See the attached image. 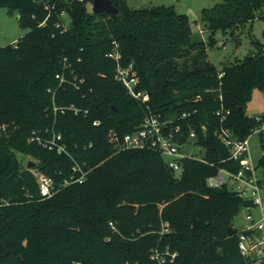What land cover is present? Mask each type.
Masks as SVG:
<instances>
[{
	"label": "trees",
	"instance_id": "16d2710c",
	"mask_svg": "<svg viewBox=\"0 0 264 264\" xmlns=\"http://www.w3.org/2000/svg\"><path fill=\"white\" fill-rule=\"evenodd\" d=\"M92 2L0 0L28 28L0 46V264H160L156 247L177 252L164 264H247L234 219L253 201L207 180L240 168L222 127L242 139L261 124L246 105L264 90V43L252 38L254 51L220 67L209 48L217 30L234 35L258 16L263 0L205 7L198 31L173 5L112 0L120 10L112 14ZM116 52L136 70L147 104L116 77ZM151 112L180 126L181 144L194 131L205 160L185 157L175 171L156 148L119 146ZM33 131L61 133L68 153L30 141ZM76 161L88 169L82 181ZM39 173L53 178L51 196L41 194Z\"/></svg>",
	"mask_w": 264,
	"mask_h": 264
},
{
	"label": "built area",
	"instance_id": "2783aa9c",
	"mask_svg": "<svg viewBox=\"0 0 264 264\" xmlns=\"http://www.w3.org/2000/svg\"><path fill=\"white\" fill-rule=\"evenodd\" d=\"M113 55L117 60L116 77L118 80L124 83L133 97L147 104L150 100V94L138 89V75L132 64L124 66L119 61V53L116 52ZM57 77L63 80L62 75L57 74ZM71 107L76 112L79 111V108L75 105ZM221 112L219 110L217 113L220 114ZM254 117L261 124L254 128L253 132L264 131V113L256 114ZM223 118H225V114L222 116ZM100 123L99 119L94 121V124ZM3 127L5 128V126ZM179 132H181L179 125L171 127L168 121L163 120L160 115L151 112L144 117L137 129L125 132L121 142L118 144L121 147L156 148L166 157L167 164L175 171H179L181 169V161L185 157H197L205 160L203 155L187 150L189 144L197 143L196 133L192 131L188 140L181 144L176 139ZM219 133L222 141L229 146L230 158L238 160L240 168L237 171L220 168L217 174L208 177V184L211 186L227 185L230 190L236 192L240 197L251 199L253 201L252 207L257 206L258 216L252 211L251 206L246 207L249 211L245 214V222L241 228L236 227V233L239 238V250L245 262L247 264H264V195L262 193L264 176L260 177L257 174L256 166L250 155V135L241 139L226 127H222ZM110 134L111 140L117 138L114 130H111ZM61 139V133H54L49 137L37 131H33L29 137L30 141H37L60 153H68L67 146ZM73 168L76 171H80V174L75 176V181H82L86 177L88 169H85L77 161ZM38 181L40 192L43 196H51L54 193L53 178L51 176L39 173ZM111 225L115 227L112 222ZM169 231V222H163L161 232ZM152 251V257L156 258L160 264H164L168 260L172 262L177 255L176 251H171L169 248L165 250V254H162L157 247ZM165 255L168 256V259H166Z\"/></svg>",
	"mask_w": 264,
	"mask_h": 264
},
{
	"label": "rangeland",
	"instance_id": "374dc122",
	"mask_svg": "<svg viewBox=\"0 0 264 264\" xmlns=\"http://www.w3.org/2000/svg\"><path fill=\"white\" fill-rule=\"evenodd\" d=\"M128 3L134 8H141L153 5H173L177 11L187 13L192 21L195 31L204 28L201 22V12L205 7L215 6L222 0H127ZM92 8V3L88 4ZM28 30V28L21 24L19 14L17 11H9L5 6L0 5V46L13 42L14 37H21ZM201 35L205 40L208 39V32L203 30ZM216 45L209 48V58L219 67L224 60H234L241 58L247 53L256 49L252 43V38H257L264 43V5L260 8L258 16L250 21L245 27L237 31L234 35L229 32H223L221 29L215 33ZM247 114L254 116L256 114L264 113V90H254L252 97L246 105ZM250 155L253 163L256 166L257 174L260 177L264 176V168L259 165V160L263 154L262 148V133L254 131L250 135ZM187 150L199 155H204L205 149L198 143H191ZM35 159L26 156V160ZM35 164V163H34ZM34 164H31L32 167ZM28 167V165H27ZM264 195V189L262 191ZM248 208L244 207L236 215L234 219L235 227L241 228L245 222V214ZM252 211L258 216L257 206L252 207ZM159 251L165 254V250ZM168 259V256H166Z\"/></svg>",
	"mask_w": 264,
	"mask_h": 264
},
{
	"label": "water",
	"instance_id": "95a60500",
	"mask_svg": "<svg viewBox=\"0 0 264 264\" xmlns=\"http://www.w3.org/2000/svg\"><path fill=\"white\" fill-rule=\"evenodd\" d=\"M264 2V0H263ZM92 10L96 13L102 12V11H108L112 14H119L120 10L119 8L112 2V0H93L92 2ZM35 162L33 160L28 161V167L31 166V164H34ZM229 235H232L235 233V227L230 226L228 228Z\"/></svg>",
	"mask_w": 264,
	"mask_h": 264
},
{
	"label": "crops",
	"instance_id": "0c3cea01",
	"mask_svg": "<svg viewBox=\"0 0 264 264\" xmlns=\"http://www.w3.org/2000/svg\"><path fill=\"white\" fill-rule=\"evenodd\" d=\"M17 39H18L17 37H14V41L13 42H15Z\"/></svg>",
	"mask_w": 264,
	"mask_h": 264
}]
</instances>
